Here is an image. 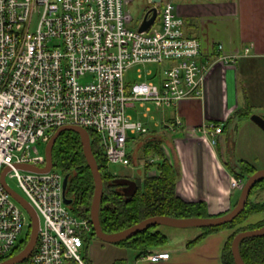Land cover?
I'll return each instance as SVG.
<instances>
[{
    "label": "built area",
    "instance_id": "1",
    "mask_svg": "<svg viewBox=\"0 0 264 264\" xmlns=\"http://www.w3.org/2000/svg\"><path fill=\"white\" fill-rule=\"evenodd\" d=\"M125 1L0 0V173L7 167L5 181L16 180L38 216L36 250L17 264H85L81 251L93 229L90 218L73 214L64 203V175L57 167L21 166L44 167L45 153L29 154L33 144L46 143L62 125H79L99 135L108 163L136 164L137 149L128 150L127 143L150 128L133 118L129 107L138 102L147 116L148 104L173 108L200 97L209 67L232 60L202 59L201 41L185 35L174 0H160L159 28L154 22L144 31L129 26ZM147 64L159 68L145 69L144 80L126 82L128 69ZM137 78H143L141 68ZM181 124L175 115L167 126L174 130ZM198 130L216 144L222 125L210 122ZM243 184L231 178L233 188ZM29 226L27 211L0 181V260ZM146 258L167 259L169 253Z\"/></svg>",
    "mask_w": 264,
    "mask_h": 264
},
{
    "label": "crops",
    "instance_id": "2",
    "mask_svg": "<svg viewBox=\"0 0 264 264\" xmlns=\"http://www.w3.org/2000/svg\"><path fill=\"white\" fill-rule=\"evenodd\" d=\"M174 3L177 14L184 20L185 35L200 39L203 60L222 56L232 60L217 61L209 67L200 97L183 99L176 107L164 108L158 120L150 112L147 116L141 114L152 121V129L163 128L165 152L176 170V194L185 201L205 202L212 216L222 215L233 207L240 194L231 185L234 176L231 171L239 170V161H246L256 169L264 168V163L257 167L252 157L240 154L241 143L249 144L257 154L256 159L264 162V130L251 119H235L212 144L198 128L210 122L224 126L235 109L253 98L255 84L264 87V0H174ZM256 77L257 82L253 80ZM257 105L262 110L256 112L253 108V113L264 117V100ZM129 109L134 110L135 105ZM135 112L139 113L136 109ZM175 115L182 124L170 130L167 125ZM263 219L264 212H258L244 222L251 225ZM230 234L231 229H221L189 247L151 249L153 253L168 252L167 259L150 261L146 258L150 253L135 252L130 260L120 258H125L127 264H222L221 251Z\"/></svg>",
    "mask_w": 264,
    "mask_h": 264
},
{
    "label": "trees",
    "instance_id": "3",
    "mask_svg": "<svg viewBox=\"0 0 264 264\" xmlns=\"http://www.w3.org/2000/svg\"><path fill=\"white\" fill-rule=\"evenodd\" d=\"M256 76H258V72ZM253 80L257 82L258 78ZM255 90L259 94H254ZM252 94V99H246L242 107L233 111L223 128L232 120L250 119L253 113L252 109L256 108L255 105L259 102L254 103V99L264 97V87L259 85L256 87L255 84ZM87 130L90 136L91 149L103 180L98 217L100 228L104 233L120 231L145 218L157 215L176 218L212 216L207 212L205 202L185 201L176 194V170L168 160L162 146L165 139L163 128L160 130L152 129L149 132V138L145 142H139L137 157L144 161V166L141 178H134L137 182V189L131 195H125L122 185L115 182V179L121 175L106 171L108 162L100 137L93 129L87 128ZM140 140L142 141L143 138ZM152 157L158 159L149 163V159ZM52 162L64 176L68 175L66 196L71 199L69 209L79 217L90 218L94 178L86 161L80 136L76 131L65 130L58 135L52 148ZM150 169H155L156 174L149 175ZM256 170L253 165L240 160L239 170L233 169L231 172L234 177L246 180ZM235 204L236 202L233 206ZM258 212H264V176L255 181L244 208L234 219L218 226L200 227V234L189 240L186 246L196 244L211 232L221 229H234L223 245L221 260L222 264H235L231 249L232 241L239 232L264 225V219L255 224L242 225L250 215ZM156 227L157 225L146 226L131 237L114 242V244L128 247L138 255L151 253L152 248L162 246L167 242V236ZM29 235L30 227L26 237L8 256L0 261L19 253L27 243ZM93 236H96L94 230H92L90 238ZM89 239L85 244V249L88 247ZM238 251L246 264H264V234L243 237L239 241ZM84 263L90 264L85 261ZM71 264L77 263L71 262ZM111 264L127 263L125 258H119Z\"/></svg>",
    "mask_w": 264,
    "mask_h": 264
},
{
    "label": "water",
    "instance_id": "4",
    "mask_svg": "<svg viewBox=\"0 0 264 264\" xmlns=\"http://www.w3.org/2000/svg\"><path fill=\"white\" fill-rule=\"evenodd\" d=\"M151 3L156 4L159 3L160 0H150ZM157 15V8L155 5L151 6L143 15L142 21L138 26L139 31H144L150 27V25L154 22ZM250 119L256 123L261 129L264 130V117L258 113H252ZM65 130L76 131L81 139V144L83 147V152L86 158V161L90 167V170L93 174L94 178V193L91 202V211H90V220L92 222L93 230L96 236L105 241L114 243L120 241L125 238H129L134 235L140 229L149 226V225H158V224H166L169 226H195V227H213L224 224L232 219H234L244 208L247 198L250 194V191L253 187V184L257 179L264 176V168L257 169L254 173H252L245 181L239 197L236 201V204L225 214L222 215H214L208 217H188V218H176L165 215H157L145 218L134 225L122 229L113 233H104L99 225V204L102 197L103 190V180L102 175L100 173L99 167L97 165L96 159L91 149L90 145V136L88 130L79 125L66 124L57 128L54 133L50 136L45 146V160L46 163L44 167H32L31 165H21L26 166L29 169L44 171L48 170L52 166V148L54 143L58 137V135ZM7 170V167L2 170L0 173V181L5 187V189L25 208L29 217H30V235L27 243L24 248L17 254L3 260L0 264H17L25 260L33 251L36 246L37 238H38V216L33 209V207L28 203V201L19 193H17L14 189H12L9 185H7L5 181L4 174ZM68 182V175L66 174L63 179V201L65 204L70 205L71 199L66 196V186ZM115 182L122 185L123 191L125 195H131L137 189V182L134 179H130L128 177H117ZM264 234V225L244 230L239 232L233 239L231 249L234 258L235 264H246L242 258L240 257L238 251L239 241L246 236H256Z\"/></svg>",
    "mask_w": 264,
    "mask_h": 264
},
{
    "label": "rangeland",
    "instance_id": "5",
    "mask_svg": "<svg viewBox=\"0 0 264 264\" xmlns=\"http://www.w3.org/2000/svg\"><path fill=\"white\" fill-rule=\"evenodd\" d=\"M149 6L150 4L148 0H126L124 4V9L126 13L128 14V17L130 20V22L128 23L129 26H131L132 28L137 27V25L141 22L143 15ZM159 26H160V20H159V17H157L153 27L159 28ZM138 68L142 69V74H143L142 79L137 78ZM158 68L159 66H157L156 64H147L145 66H142V65L135 66L134 65L133 67H131L125 72L124 74L125 80L127 83H130V84L136 81L144 80L145 79L144 77L145 69H151L154 71ZM254 94H259V93L257 90H255ZM260 100H264V97L260 99H254V103ZM138 104H139L138 102H134L135 109L136 111H139V113H136L135 109L134 110L128 109V112H130L134 116V118L140 119L146 126L152 129L153 126H152V123H150L152 121L149 122L148 121L149 119L144 118L141 114L142 112L145 111V108L144 107L139 108ZM148 105H150L151 107L150 115H154L155 118L158 120L160 118L161 112L165 109L156 110L153 105L151 104H148ZM255 106H256L255 108L256 112H259L260 110H262L260 109L258 105H255ZM136 138H137L136 142L132 140L128 141L127 143L128 150H133L136 147H139V142H145L149 138V135H146L142 141L140 140L142 139L141 136L136 137ZM45 146H46V143H35L30 147L29 154L31 156L44 154ZM240 154H242L241 156H246V158L248 159L252 157L253 159L251 160L252 162H254V164L257 167L261 166L264 163L261 159L259 158L256 159L257 154L254 153V150L250 149L249 144L241 143ZM235 158H238L237 154H235ZM132 162L133 163L136 162V164L124 165L119 162H116V163L110 162L107 164L106 171L112 174H116V175H128L129 177H132L133 179L141 178L144 161L142 159H139L138 157L137 158L134 157ZM148 174H154V173L152 171H149ZM6 182L12 189H14L17 193H19L20 195L24 197V193L22 192L21 188L17 185V182L14 178L6 177ZM245 223L246 222L242 223V225H247ZM156 228L167 236V242L163 244L162 247L166 249H172V250H174L175 248H179V247H182V248L186 247L188 241L192 239L194 236H196L201 231L200 227H195V226L177 227V226H169L166 224H158ZM233 230L234 229H231V232ZM26 232L27 231L25 229L23 231V234ZM132 254H133V251H131L130 248L120 246V245L110 243V242H105L96 236L91 237L89 239L87 249H83L81 251V256L83 260L86 263L89 262L90 264H111L116 258H120V257H125L128 260H130V257Z\"/></svg>",
    "mask_w": 264,
    "mask_h": 264
}]
</instances>
